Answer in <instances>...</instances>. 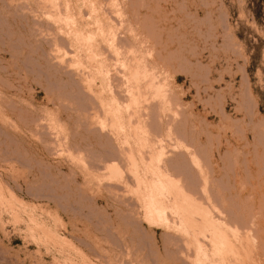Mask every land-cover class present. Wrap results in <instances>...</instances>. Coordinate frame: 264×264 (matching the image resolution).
<instances>
[{
  "label": "rangeland",
  "instance_id": "rangeland-1",
  "mask_svg": "<svg viewBox=\"0 0 264 264\" xmlns=\"http://www.w3.org/2000/svg\"><path fill=\"white\" fill-rule=\"evenodd\" d=\"M36 1L0 0V264H197L194 240L211 249L212 234L148 218L134 192L129 153L145 175L162 149L236 250L218 263L264 264V0H69L85 31L100 15L116 35L95 36L98 101L87 51L46 14L50 0ZM137 62L160 96L131 77ZM101 99L120 107L126 133L101 125Z\"/></svg>",
  "mask_w": 264,
  "mask_h": 264
},
{
  "label": "bare ground",
  "instance_id": "bare-ground-1",
  "mask_svg": "<svg viewBox=\"0 0 264 264\" xmlns=\"http://www.w3.org/2000/svg\"><path fill=\"white\" fill-rule=\"evenodd\" d=\"M38 1V0H37ZM36 1V2H37ZM91 1V0H90ZM51 4V6H46V8L50 7L49 12L46 14L49 15V17L54 18V23L59 25V24H63L66 26L67 30H68V34H70V37H74V39L79 43V45L81 46L80 49H84L87 51V57L92 61L93 66L96 67L95 71L97 75L92 74V72L90 71V75L87 74V76L84 78L85 83L87 84V88L90 90V92H88V97L89 96H93L92 92L94 91L93 88V83L94 80L96 78V76H98V74H102L105 73L107 74V71H105L102 68V63H100L99 61H97V58L99 59L96 50L94 49V42L97 40V38L101 37L103 40L108 39L114 42L115 40V33L114 30L111 27H107L105 26V24H101L102 23V19H100V15L99 18H96V21L98 23L97 24V30L96 33L95 32H87L82 28L83 22L78 20V14L74 13V9L70 3L69 0H50L49 2ZM96 8H93V11H95ZM86 14V13H85ZM136 16V15H135ZM85 20V19H84ZM135 20V19H134ZM116 21V20H115ZM101 22V23H100ZM152 23V22H151ZM107 25V23H106ZM60 26V25H59ZM89 26V25H88ZM110 26V25H109ZM91 27V26H90ZM63 28V27H62ZM49 29V28H48ZM147 30V29H146ZM40 31V30H39ZM90 31V30H89ZM152 32V31H151ZM65 33V32H64ZM50 35V34H49ZM55 35V34H54ZM61 36V35H60ZM97 36V38L95 37ZM55 37V36H54ZM59 37V36H57ZM56 37V38H57ZM63 37V36H62ZM72 37V38H73ZM100 38V39H101ZM60 39V38H59ZM99 39V40H100ZM121 39V38H120ZM51 40V39H50ZM58 40V39H57ZM123 40V39H122ZM61 41V40H60ZM62 42L64 43V41L62 40ZM125 42V38L124 41ZM37 43V42H35ZM58 43V41H57ZM66 43V42H65ZM126 43V42H125ZM124 43V44H125ZM50 44V43H49ZM56 43L54 42V45ZM128 44V43H126ZM48 45V44H47ZM60 45V44H59ZM77 45V44H76ZM62 46V44L60 45V47ZM64 46V45H63ZM59 47V46H58ZM68 49V48H67ZM52 50V49H51ZM82 54V53H81ZM100 55V54H99ZM52 56V55H51ZM57 55H54V57ZM70 60V59H69ZM56 61V60H55ZM66 61V60H65ZM78 61V60H77ZM58 62V61H57ZM141 63V62H140ZM57 65V64H56ZM59 65V64H58ZM68 65V64H67ZM75 65V64H74ZM81 65V64H78ZM104 65V64H103ZM69 66V65H68ZM77 66V65H76ZM105 67V66H104ZM64 68V67H63ZM62 68V69H63ZM106 68V67H105ZM110 68V67H109ZM108 68V69H109ZM79 69V68H78ZM81 70V69H80ZM98 70V71H97ZM65 71V70H64ZM78 72V71H77ZM84 72H89L88 71H84ZM83 72V73H84ZM51 73V72H50ZM75 73V72H74ZM80 73V72H78ZM77 74V73H76ZM85 74V73H84ZM83 74V75H84ZM132 78L134 80H136L138 83L139 81H149V86L150 88L155 89V95H159L160 94V88L156 87V83L154 82L155 80V72L153 70V68H148L146 65L142 66L141 64L139 65V63L137 62V64L134 66L133 70H132ZM68 75V74H66ZM81 76V75H80ZM108 77V75L106 76ZM158 77V76H157ZM104 78V77H103ZM131 78V79H132ZM110 80V79H109ZM133 80V82H134ZM74 81V80H73ZM119 81V80H118ZM81 82V81H80ZM135 83V82H134ZM138 83H136V86L138 85ZM147 84V83H146ZM109 85V84H108ZM112 86V84H111ZM135 86V85H134ZM135 86V88H136ZM139 86V85H138ZM78 87V86H77ZM109 89V88H108ZM114 90V89H113ZM139 90V88H138ZM96 91V90H95ZM105 91V90H104ZM122 91V90H121ZM86 92V91H85ZM114 92V91H113ZM84 93V92H82ZM79 94V93H78ZM131 94V93H130ZM86 96V94H84ZM117 95V94H115ZM136 95V94H135ZM140 95V94H138ZM128 96V95H127ZM126 96V97H127ZM160 96V95H159ZM87 97V96H86ZM85 97V98H86ZM122 97L123 96H119ZM152 97V96H151ZM79 98V97H78ZM101 98V97H100ZM92 99V98H90ZM93 99L97 100L96 96H93ZM120 99V98H119ZM120 99V100H121ZM132 99V98H131ZM156 99V98H155ZM102 100V99H101ZM139 100V99H137ZM98 101V100H97ZM103 101V105L102 109L103 112L105 114L104 117H107V121L105 122L106 119L100 120L101 121V125H104L106 127V124L109 123V127L111 128L112 133L115 131L116 133H126L127 131V126L126 123L124 121V117L123 114L121 113V109L120 107L118 108L115 104V101L113 103H107L106 101ZM140 102V101H139ZM106 103V104H104ZM115 103V104H114ZM118 103V102H117ZM126 103V102H125ZM95 104V103H94ZM127 104V103H126ZM139 104V103H138ZM148 104V103H147ZM150 104V103H149ZM130 105V104H129ZM152 105V104H151ZM138 106V105H137ZM156 106V105H154ZM152 107V108H156V107ZM126 107V106H125ZM147 109V106H143ZM151 107V106H150ZM96 108V107H95ZM144 109V108H143ZM149 109V108H148ZM152 110V109H151ZM154 110V109H153ZM125 111V110H124ZM143 111V110H141ZM145 110H144V114H145ZM99 113V112H98ZM131 113V111H130ZM129 113V114H130ZM101 114V112H100ZM142 114V112H141ZM148 114V113H147ZM146 114V115H147ZM134 115V114H133ZM132 115V116H133ZM146 115H143L146 117ZM150 115V114H148ZM147 115V117H148ZM100 116V115H99ZM153 116V114H152ZM169 116V115H168ZM101 117V116H100ZM102 117V119L104 118ZM152 117L150 116L149 119H151ZM16 119V118H15ZM129 119V117H128ZM148 119V118H147ZM38 120V119H37ZM129 121V120H128ZM155 121V120H154ZM130 122V121H129ZM134 123V121H132ZM131 122V124L133 125V123ZM135 122L138 123V121L136 120ZM143 122V121H142ZM136 123V124H137ZM128 124V123H127ZM139 124V123H138ZM137 124V125H138ZM141 124V123H140ZM155 124V123H154ZM35 125V124H34ZM40 125V124H39ZM100 125V126H101ZM131 125V126H132ZM37 126V125H36ZM144 126L146 128V124L143 125V127L140 125L138 127V129L136 130L135 134L137 135H143V137L141 136L140 139H138V141L142 140L141 142H148L147 139V135H145L144 132H146L147 129H144ZM150 126V125H149ZM155 125L152 124L151 129H156L154 127ZM41 127V126H40ZM102 127V126H101ZM149 127V128H150ZM39 128V127H38ZM137 128V127H136ZM168 128V127H167ZM46 129V128H45ZM44 129V130H45ZM100 129V127H99ZM51 130V129H50ZM105 130V129H104ZM138 130H141L138 132ZM169 130V129H168ZM47 131V130H46ZM108 131V130H107ZM129 131V130H128ZM156 131V130H155ZM114 132V133H115ZM43 133V130H42ZM45 133V132H44ZM102 133V132H101ZM153 133V132H152ZM133 134V133H132ZM147 134V133H146ZM110 135V134H109ZM118 135V134H117ZM123 134H121L122 136ZM161 135V134H160ZM126 136V135H125ZM124 136V137H125ZM158 136V135H157ZM181 136V135H180ZM123 137V136H122ZM60 138V137H59ZM135 138V137H134ZM58 140V139H57ZM119 140V139H118ZM59 141V140H58ZM143 142V143H144ZM139 144V143H138ZM61 145V144H60ZM56 146V145H55ZM129 146V145H127ZM126 146V147H127ZM118 147V146H117ZM115 148V147H114ZM124 148V147H123ZM121 149V148H120ZM65 150V149H64ZM71 150V149H70ZM124 150V149H122ZM59 151V150H58ZM69 151V150H68ZM127 151V150H126ZM123 151V152H126ZM131 151V150H130ZM155 151V150H154ZM119 152V151H118ZM128 152V151H127ZM110 153V152H109ZM70 155V153H67ZM119 154H123V153H119ZM136 154V153H135ZM126 155H128V153H126ZM84 156V155H83ZM111 156V155H110ZM123 156V155H122ZM125 156V155H124ZM164 153H163V149L162 152L160 150L157 151L155 154H153L152 156H150L148 158V160H150V162H155L156 163V170H154L155 168L151 169L150 167L146 168V174L144 175L142 173V166L140 165V163H138L139 158L137 159V157L134 156V153H129V160L131 162L130 164V173L134 178L135 181V193L142 194L144 195L145 193V197H146V201H147V210L146 212V216L148 218H152L154 221L156 220V222L158 221H165V222H169L171 221L178 229L190 234L194 233H198L201 231H204L202 233H207L210 232L212 234V239L214 238L213 241H216V245L212 246L211 249H208L207 247L205 248L203 245H199V239L194 240L195 245H196V263L197 264H205L207 261H211L212 264H219L218 261L216 260V256L217 255H221L224 257L223 253L227 252L234 256H236V250L234 247L230 246L229 243L227 242V238L226 235L224 234V231L222 229L221 224H216L215 222L213 223L212 220H209V217H207V215H210V213L212 211H210L209 209L207 210V215H205V213L201 210L200 208V204L198 199L194 198L195 193L194 192L192 194V192L189 190V187L186 188V184L183 185V182L180 180H177L175 178V175L171 172H169V168L171 169V167H169L168 164V160L166 158H164ZM115 157V156H114ZM119 157V156H118ZM112 158V157H111ZM195 158V157H194ZM197 158V157H196ZM118 159V158H117ZM116 158L112 160L111 165L107 168L108 169V173L110 176V178H119V177H123V171L125 169V167L121 166L120 163L118 164L120 158L117 160ZM123 159V158H122ZM69 160V159H68ZM101 160V159H100ZM108 160V159H107ZM125 160V159H124ZM147 160V159H146ZM106 161V160H105ZM111 161V159H110ZM108 161V162H110ZM123 161V160H122ZM107 162V161H106ZM124 162V161H123ZM145 163V162H144ZM98 164V163H97ZM143 164V163H142ZM171 164V163H170ZM124 165V164H122ZM150 165V164H149ZM126 166V163L125 165ZM172 166V165H170ZM94 167V166H93ZM99 167V166H98ZM152 167V166H151ZM97 168V167H96ZM105 168V167H104ZM123 168V169H122ZM176 168V167H175ZM95 169V168H94ZM98 169V168H97ZM102 170V167L101 169ZM144 170V169H143ZM174 170V169H173ZM176 170V169H175ZM178 170V169H177ZM95 171V170H94ZM93 171V172H94ZM127 172V171H126ZM145 172V171H143ZM182 172V171H180ZM106 173V172H105ZM129 173V172H128ZM106 175V174H105ZM127 175V174H126ZM130 175V176H131ZM144 175V176H143ZM1 177V176H0ZM190 180V179H189ZM109 181V180H108ZM193 184V183H192ZM111 185V184H110ZM188 186V185H187ZM115 188V187H114ZM199 194V193H198ZM144 197V198H145ZM201 197V196H200ZM144 200V201H145ZM140 201V200H139ZM205 201V200H204ZM209 207V206H208ZM137 214V213H136ZM172 216V217H171ZM212 216V215H211ZM171 217V219H170ZM215 218V217H214ZM213 218V219H214ZM210 219H212V217H210ZM215 221V220H214ZM226 224V223H225ZM225 224H224V228H225ZM249 225V224H248ZM172 226V225H171ZM169 226V227H171ZM239 226V225H238ZM241 226V225H240ZM198 227H200V229H198ZM197 228V229H196ZM227 228H229V226H227ZM240 228V227H239ZM234 229V228H233ZM228 230V229H227ZM255 232V231H254ZM210 234V236H211ZM255 235V233H254ZM194 237V236H193ZM211 239V241H212ZM220 252V253H219ZM224 253V254H225ZM231 256V255H230ZM222 260H224L222 258ZM209 263V262H208ZM222 263V262H221Z\"/></svg>",
  "mask_w": 264,
  "mask_h": 264
}]
</instances>
